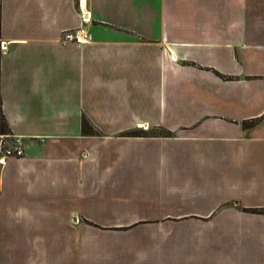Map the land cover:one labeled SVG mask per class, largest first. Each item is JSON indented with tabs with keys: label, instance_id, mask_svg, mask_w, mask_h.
<instances>
[{
	"label": "crops",
	"instance_id": "obj_1",
	"mask_svg": "<svg viewBox=\"0 0 264 264\" xmlns=\"http://www.w3.org/2000/svg\"><path fill=\"white\" fill-rule=\"evenodd\" d=\"M1 42L0 264H264V0H0Z\"/></svg>",
	"mask_w": 264,
	"mask_h": 264
},
{
	"label": "built area",
	"instance_id": "obj_2",
	"mask_svg": "<svg viewBox=\"0 0 264 264\" xmlns=\"http://www.w3.org/2000/svg\"><path fill=\"white\" fill-rule=\"evenodd\" d=\"M80 13V25L76 28H65L60 31L59 41L62 43L74 42L83 43L89 39V34L85 25L90 20L88 13ZM6 46L4 42L0 43V52L4 53ZM23 154V146L20 137L7 133H0V165L5 164L8 158L19 157Z\"/></svg>",
	"mask_w": 264,
	"mask_h": 264
},
{
	"label": "trees",
	"instance_id": "obj_3",
	"mask_svg": "<svg viewBox=\"0 0 264 264\" xmlns=\"http://www.w3.org/2000/svg\"><path fill=\"white\" fill-rule=\"evenodd\" d=\"M87 124V120L83 118L82 125L84 126V131H85V126ZM9 132L7 124L5 122V118L2 112L1 108V98H0V133H7Z\"/></svg>",
	"mask_w": 264,
	"mask_h": 264
},
{
	"label": "rangeland",
	"instance_id": "obj_4",
	"mask_svg": "<svg viewBox=\"0 0 264 264\" xmlns=\"http://www.w3.org/2000/svg\"><path fill=\"white\" fill-rule=\"evenodd\" d=\"M49 241H50V240H49ZM50 242H51V241H50ZM54 242H55V241H54ZM42 243H43V242H42ZM51 243H53V242H51ZM42 246H43V244H42ZM44 247H45V245H44ZM48 247H49V246H46L45 249H48Z\"/></svg>",
	"mask_w": 264,
	"mask_h": 264
}]
</instances>
